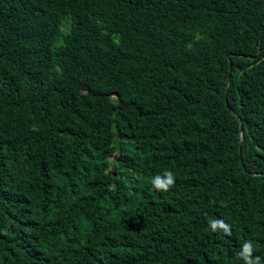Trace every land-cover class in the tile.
<instances>
[{
  "label": "trees",
  "instance_id": "obj_1",
  "mask_svg": "<svg viewBox=\"0 0 264 264\" xmlns=\"http://www.w3.org/2000/svg\"><path fill=\"white\" fill-rule=\"evenodd\" d=\"M245 243L264 264V0H0V264Z\"/></svg>",
  "mask_w": 264,
  "mask_h": 264
},
{
  "label": "clouds",
  "instance_id": "obj_2",
  "mask_svg": "<svg viewBox=\"0 0 264 264\" xmlns=\"http://www.w3.org/2000/svg\"><path fill=\"white\" fill-rule=\"evenodd\" d=\"M165 177H166L165 179H162L160 176L155 177L154 180L152 181L154 187H156L159 190L167 191L168 187L174 183V177L171 172L165 173ZM211 227L213 230H215L217 227V222H212ZM251 252H252V244L245 243L243 246V251L241 253L244 261L246 262V264H259V259L255 261L250 259Z\"/></svg>",
  "mask_w": 264,
  "mask_h": 264
},
{
  "label": "rangeland",
  "instance_id": "obj_3",
  "mask_svg": "<svg viewBox=\"0 0 264 264\" xmlns=\"http://www.w3.org/2000/svg\"><path fill=\"white\" fill-rule=\"evenodd\" d=\"M113 160V159H112Z\"/></svg>",
  "mask_w": 264,
  "mask_h": 264
}]
</instances>
